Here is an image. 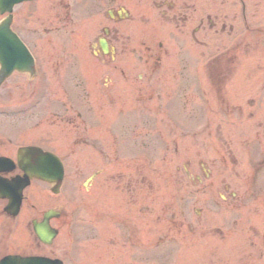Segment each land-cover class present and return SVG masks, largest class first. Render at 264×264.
<instances>
[{"label":"rangeland","instance_id":"obj_1","mask_svg":"<svg viewBox=\"0 0 264 264\" xmlns=\"http://www.w3.org/2000/svg\"><path fill=\"white\" fill-rule=\"evenodd\" d=\"M74 1L67 39L43 33L62 25L60 0L16 11L49 71L43 99L23 100L29 93L12 81L21 76L0 88V149L39 136L67 166L63 191L42 193V207L66 212L42 253L67 264H264V41L245 35L241 8L226 9L225 33L205 23L197 43L192 10L188 22H169L153 0H116L131 16L115 23L109 4ZM104 26L118 69L91 52ZM24 238L6 243L21 250Z\"/></svg>","mask_w":264,"mask_h":264},{"label":"flooded vegetation","instance_id":"obj_2","mask_svg":"<svg viewBox=\"0 0 264 264\" xmlns=\"http://www.w3.org/2000/svg\"><path fill=\"white\" fill-rule=\"evenodd\" d=\"M111 2L107 3L106 0H97L98 5H114L117 4L120 6V3H117L116 0H110ZM188 1V0H186ZM199 1V0H195ZM243 12L245 13L247 6H252L255 8V12L251 13L250 17H264V0H241ZM154 6L158 8L160 13L164 18H166L170 22L183 21L188 22L191 18V13H195L198 15V19L200 22V27L197 30H200L203 23L208 22L211 28H215L217 23L222 24V29H226V23L233 17H229L230 14L226 12V9L231 8L233 6V1L230 0L232 5L228 4V0H220V8L217 10L218 1L217 0H208L206 4L209 8L208 12L198 13L197 4L194 3L193 6H190L191 3L186 4L182 8H178L177 4H175V0H153ZM60 4L65 5L70 8L75 5L74 0H60ZM175 9L177 11H175ZM192 10V12H191ZM57 13V12H56ZM261 13V15H260ZM58 13L56 14L57 17ZM116 18H119L118 13H115ZM56 20V18H55ZM63 25L68 26L71 20L70 12L65 10V14L62 18H60ZM260 32L264 36V26L260 27ZM117 35H114V37ZM109 46L112 43L116 42L115 38L109 34L107 37ZM99 39L97 38V46L98 49L97 55L103 58L104 63H112L114 64V68H117L116 64H119V52L115 49V55L112 56V51L110 50L107 54L103 52V48L99 45ZM104 59H107L106 61ZM142 77H144L142 75ZM21 78V77H20ZM22 80L13 81V86H19L20 90L22 87V92L29 93V95H25L23 100L28 102L29 99H34L36 94V77L32 74H26V78H21ZM9 81L5 83L9 85ZM27 85L30 89H27ZM36 142V141H34ZM33 144V143H31ZM17 156V155H15ZM16 160V157H12ZM22 171L15 166L13 169H10L8 172H1V175L7 179H12L13 177L21 174ZM41 184L42 182L39 180H33L32 183L27 187L24 191L22 207L19 211V214L14 216L6 211V205L8 204V200L0 197V258L4 255L8 254H33V255H41L42 250V242L36 237L33 221H41L42 220V208H41ZM23 234H27L26 238H24L25 247L21 250H11L9 249L7 243L5 242L8 235L13 236L14 239L19 240L17 236L21 237ZM17 235V236H16Z\"/></svg>","mask_w":264,"mask_h":264},{"label":"water","instance_id":"obj_3","mask_svg":"<svg viewBox=\"0 0 264 264\" xmlns=\"http://www.w3.org/2000/svg\"><path fill=\"white\" fill-rule=\"evenodd\" d=\"M24 0H0V11L1 13H4L6 11H12L13 6L19 2H22ZM10 20L3 22L0 25V62L2 64V70L0 71V75H3L10 72L13 67L23 68V63H26L25 60L21 61L20 57L17 56V62H21L20 64L13 63L12 57H10L8 54L12 55L13 52L9 51L7 52V44H10L13 46V42L11 41L14 38V34L10 28ZM13 65V66H12ZM31 153V152H30ZM31 155L35 156L38 155L42 159V164H32L27 165L25 163H21V166L28 170L29 173L32 176L40 177L42 179L50 180L54 176L58 181L61 180L63 171H62V165L59 159L56 158V156L52 155L51 153H44L42 151L33 150ZM46 162V163H45ZM50 162H52V165H50ZM51 169V170H50ZM51 174V175H50ZM50 215V213L47 214V217ZM41 238L43 241L50 243L52 237L56 235V232L49 233L48 226L45 227V225L42 226L41 230L39 231Z\"/></svg>","mask_w":264,"mask_h":264}]
</instances>
